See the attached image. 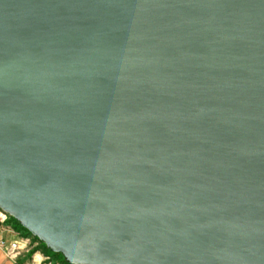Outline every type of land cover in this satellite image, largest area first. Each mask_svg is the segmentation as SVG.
I'll list each match as a JSON object with an SVG mask.
<instances>
[{
	"label": "water",
	"instance_id": "water-1",
	"mask_svg": "<svg viewBox=\"0 0 264 264\" xmlns=\"http://www.w3.org/2000/svg\"><path fill=\"white\" fill-rule=\"evenodd\" d=\"M0 212L66 264H264V0H0Z\"/></svg>",
	"mask_w": 264,
	"mask_h": 264
},
{
	"label": "crops",
	"instance_id": "crops-1",
	"mask_svg": "<svg viewBox=\"0 0 264 264\" xmlns=\"http://www.w3.org/2000/svg\"><path fill=\"white\" fill-rule=\"evenodd\" d=\"M29 237L22 229L19 228L16 221L8 217L6 220H0V240L6 242L12 240H19L21 254L16 260L7 258L5 253L0 250V264H47V261H43L42 256L33 251H26L25 245L22 243L24 238ZM32 257L36 259V262L32 261Z\"/></svg>",
	"mask_w": 264,
	"mask_h": 264
},
{
	"label": "built area",
	"instance_id": "built-area-1",
	"mask_svg": "<svg viewBox=\"0 0 264 264\" xmlns=\"http://www.w3.org/2000/svg\"><path fill=\"white\" fill-rule=\"evenodd\" d=\"M6 218H8V216L0 212V220L4 221L6 220ZM22 243L25 245L26 251L29 250L36 252L42 256L43 261H47V264H54L51 260V257L47 255L41 248V243L38 240H36L34 237L29 235V237L24 238L22 240ZM0 250L5 253L7 258L16 260L18 256L21 254L20 242L19 240H12L9 242L0 240ZM32 261L36 262V259L32 257Z\"/></svg>",
	"mask_w": 264,
	"mask_h": 264
},
{
	"label": "trees",
	"instance_id": "trees-1",
	"mask_svg": "<svg viewBox=\"0 0 264 264\" xmlns=\"http://www.w3.org/2000/svg\"><path fill=\"white\" fill-rule=\"evenodd\" d=\"M26 234H28V233H26ZM28 235H30V234H28ZM41 243V242H40ZM41 248L43 249V251L47 254V255H49L50 257H52L53 255H58V256H60L59 254H54V253H52V252H50L49 250H47L45 247H44V245L41 243ZM55 263H60V264H66L64 261H63V259H62V257L60 256V260L58 259V260H56L55 261Z\"/></svg>",
	"mask_w": 264,
	"mask_h": 264
},
{
	"label": "rangeland",
	"instance_id": "rangeland-1",
	"mask_svg": "<svg viewBox=\"0 0 264 264\" xmlns=\"http://www.w3.org/2000/svg\"><path fill=\"white\" fill-rule=\"evenodd\" d=\"M18 226H19V225H18ZM19 228L22 229L25 233H27L23 228H21V226H19ZM36 240H37V239H36ZM58 259L60 260V256H58V255H56V256L53 255V256L51 257V260H52V262H53L54 264H56L55 261L58 260ZM58 264H60V263H58Z\"/></svg>",
	"mask_w": 264,
	"mask_h": 264
}]
</instances>
